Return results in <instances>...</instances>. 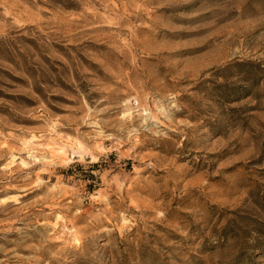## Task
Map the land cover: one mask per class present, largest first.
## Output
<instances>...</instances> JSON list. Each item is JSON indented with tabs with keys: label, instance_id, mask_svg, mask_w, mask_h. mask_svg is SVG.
Masks as SVG:
<instances>
[{
	"label": "rangeland",
	"instance_id": "rangeland-1",
	"mask_svg": "<svg viewBox=\"0 0 264 264\" xmlns=\"http://www.w3.org/2000/svg\"><path fill=\"white\" fill-rule=\"evenodd\" d=\"M0 264H264V0H0Z\"/></svg>",
	"mask_w": 264,
	"mask_h": 264
}]
</instances>
